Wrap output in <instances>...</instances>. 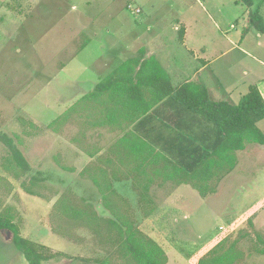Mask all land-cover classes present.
I'll list each match as a JSON object with an SVG mask.
<instances>
[{"label": "rangeland", "instance_id": "374dc122", "mask_svg": "<svg viewBox=\"0 0 264 264\" xmlns=\"http://www.w3.org/2000/svg\"><path fill=\"white\" fill-rule=\"evenodd\" d=\"M253 2L249 10L235 0H0V11L2 7L9 10L0 12V201L16 212L14 223L21 237L67 256L43 264H85L78 260L81 257L86 264L106 258L111 264H131L115 245L102 239L105 233L100 237L96 233V226L111 225L99 220L111 218L109 214L133 219L162 249L165 264H198L224 240L222 250L234 244L240 255L234 264H264V146L248 144L238 153L235 170L222 180L215 195L184 191L186 195L181 192L180 197L153 196V203L162 210L146 218L139 202L137 206L136 193L128 187L118 189V180L94 171L92 181H87L68 171L74 160L69 144L81 149L97 142L101 148L116 135H133L121 113L111 121L107 97L78 100L89 88L84 82L99 81L97 71L106 61L105 51L91 40L92 29L109 24L106 13L111 10V17L118 18L111 20L113 24L122 23L132 32L147 31L142 49L131 57L156 50L159 59H155L177 85L190 68L200 66L204 48L210 56L227 51L217 62L219 74L229 63L254 65L263 58L264 36L262 48H257L261 52L252 49L259 38L249 28V12L258 9L264 20V1ZM70 13L79 18L73 19ZM175 28L187 31L191 45H182ZM245 30L253 32L246 45H238ZM87 42L92 43L80 52ZM242 48L250 57L241 54ZM109 67L107 71L113 68ZM75 93L77 103L67 110V105L74 104L67 99ZM11 148L29 166L27 176L40 181L32 189L34 195L21 188V179L4 170L14 160ZM108 184L115 187L106 191ZM104 193L108 197L102 200ZM97 204L103 211L97 210ZM111 227L115 235L117 230ZM25 262L12 233L0 232V264Z\"/></svg>", "mask_w": 264, "mask_h": 264}, {"label": "crops", "instance_id": "0c3cea01", "mask_svg": "<svg viewBox=\"0 0 264 264\" xmlns=\"http://www.w3.org/2000/svg\"><path fill=\"white\" fill-rule=\"evenodd\" d=\"M0 12L9 13L8 7H2ZM110 12L111 10L108 13L105 12L109 24L100 29H92L93 33L91 39L97 48L105 51L106 61L97 71L96 75H98L99 81L92 80L84 82L85 86L88 85L89 88L85 90L84 93L81 92V97H78L80 101L90 97L96 85L108 77L125 61L131 59L132 53H134L133 56L138 53L143 47L141 45H144V41L147 40L148 33L146 30L132 32L134 29L124 28V25L121 26L122 23L119 25L113 24L111 20L118 18L111 17ZM70 15H73V19L79 18L75 13H70ZM86 24L87 23H84L83 26ZM89 27L92 28V25H89ZM89 27L87 29H89ZM176 29L177 28L174 30L176 31ZM178 30L179 29H177V31ZM251 32L253 31H248L243 36L242 34L239 35L238 45L242 43L246 45L248 42L247 37ZM255 34L257 38H259V41L258 39L255 40V43L252 44V49L254 52L257 50L256 53L259 54L261 52L259 50L261 49L257 48H262L260 42L263 40L261 36L264 35L260 33ZM186 35L187 31L184 29L180 41L184 47H186V45H191ZM92 42H87L88 44H86L83 49L81 48L82 50H80V52ZM129 43L134 47V50L130 51ZM144 51L143 58L151 56L155 58L158 57L154 49ZM107 52L109 54H107ZM240 52L245 57H250V55H247L244 48H242ZM201 53L200 66H195L193 69L190 68L187 78L180 83L178 82L179 84L177 85H173L171 80L173 86L176 87L184 82L191 81L200 83L206 88L210 101L226 102L229 105H237L240 99L248 93L249 88L255 86L264 100V56L257 60L258 63H255L256 65L246 62L241 64L229 63L224 73L219 74L220 69L217 62L219 59L224 58L227 51L223 53L220 50L210 56L206 54V49L204 48L201 49ZM192 59H194V57H192ZM109 64L112 65L113 68L107 71L108 68H110ZM78 82H80L79 84H84L82 83L83 81ZM76 95L79 94L75 93L68 99L66 98L67 103L68 100L71 101L72 104L74 103L69 107L67 105V110L68 108L71 109L77 103ZM100 97H107L110 100L109 93L101 95ZM117 100L114 102H106L108 106L112 107L110 111L113 113V115H108L111 117V121L114 122L118 114L121 113V119L128 120L126 123H129L128 129H130L133 135L131 137H129L127 133L119 136L116 135L110 143L102 144L101 148L96 147L97 142L94 147H92L93 145L91 143V148L84 146L81 149H77L76 144H69L68 146L74 150V160H71L73 168H69L68 171L71 173L76 172L79 176L83 177V180L87 181H92V174L94 171L100 173L103 171V174L105 173L107 178L118 180V189L128 187L132 192L136 193L135 195L138 196L137 206L140 196L180 197L181 192H183L182 194L189 192L195 196L202 194L207 196L215 195L222 186V180L235 170L237 165V154L245 151L249 146L247 144L244 150L234 153L235 166L233 170L227 171L226 164L220 166L216 163L215 165H211L208 173L202 172L199 175V172L202 171L200 169L201 164L199 163L202 162L206 154L203 149L206 150L207 147L211 146L217 134V130L211 122L207 121L202 115L196 112L178 107L167 98L140 118L138 117L140 115L138 110H135L134 107L130 108V110L124 109L121 104L115 103ZM71 102L68 104L70 105ZM257 127L264 135V120L258 122ZM189 141H193V143H189ZM144 147H146L149 152L148 157L138 156L134 153L138 148ZM187 147L192 148L190 156L188 153H183V150L187 149ZM196 147L201 149L197 152ZM109 151H112L110 155H108ZM157 153L161 156H157ZM104 155H106L105 158ZM121 155H124V157L121 158ZM77 163H83L82 167L76 166ZM191 174L194 176L193 178L190 177ZM124 182H127V185H125ZM114 187L115 185H113L112 189ZM4 207L9 206L2 204V208ZM151 209L153 211L157 209L162 210L157 208L155 202L151 204ZM97 210H99V212L103 211L101 204H97ZM78 260L85 264L88 262L82 259V257ZM25 264H27V262H25Z\"/></svg>", "mask_w": 264, "mask_h": 264}, {"label": "trees", "instance_id": "16d2710c", "mask_svg": "<svg viewBox=\"0 0 264 264\" xmlns=\"http://www.w3.org/2000/svg\"><path fill=\"white\" fill-rule=\"evenodd\" d=\"M235 3H242L249 10L254 6L253 0H235ZM249 26V28L264 35V20L258 9L252 11V13L249 12ZM246 32L248 31L245 30ZM178 34L182 39L183 29H179ZM85 46L86 44L82 48ZM143 53L144 51H141L140 57L125 61L96 85L92 97L99 98L101 95L109 93V101L114 102L118 99L115 103L121 104L124 109L130 110L134 107L140 113L139 118L166 98L178 107L202 115L215 126L217 134L211 146L207 147L206 150L203 149L206 154L202 162L199 163L201 164V168H199L202 170L199 175L202 172L208 173L211 165L216 163L220 166L226 164V170L231 171L235 166V152L244 150L247 144L264 145V135L257 127V123L264 120V100L257 87H250L248 93L240 99L237 105H229L226 102H213L209 100L206 88L200 83L191 81L184 82L176 87L173 86L169 74L155 57L143 58ZM189 143H193V141H189ZM200 149L196 147L197 152ZM191 150L192 148L187 147L183 150V153H188L190 156ZM134 153L138 156H149L146 147L138 148ZM11 156L14 160L6 164L4 170L11 173L15 179H21V188L26 193L34 195L32 189L40 181L29 175L27 176L30 168L16 149L11 148ZM157 156L161 155L157 153ZM22 177L25 178L22 179ZM190 177L193 178L194 176L191 174ZM108 190H112V185H107L106 191ZM201 196L206 195L202 194ZM106 197L108 196L104 193L102 200ZM139 203L145 218L154 212L151 209V204H153L151 197L140 196ZM79 214L83 215L82 213ZM109 216L111 218L98 217L99 220L108 221L117 230L116 234L112 235L111 225L106 226V228L96 226V233H99V237L102 236V233H105V238L102 239L115 245L117 252L122 257L133 264H165L166 257L162 249L135 226L133 219L130 220L126 216L118 219L113 218L110 214ZM15 218L16 212L11 207L2 208L0 201V232L12 233L13 243L23 255L27 264H43L50 260L59 259V257H67L61 253H52L47 247L32 243L21 237L18 224L14 223ZM95 224H98L97 221H95ZM97 241L100 245L103 244L99 238ZM224 242L225 240L218 243L197 263L234 264L240 255L234 251V244L222 250L224 249ZM221 250L222 252H220ZM261 252L264 253V250ZM95 263L111 264V260L109 258L97 259Z\"/></svg>", "mask_w": 264, "mask_h": 264}]
</instances>
